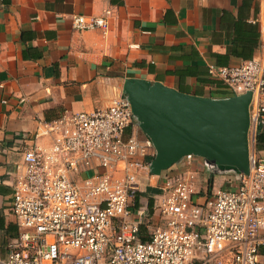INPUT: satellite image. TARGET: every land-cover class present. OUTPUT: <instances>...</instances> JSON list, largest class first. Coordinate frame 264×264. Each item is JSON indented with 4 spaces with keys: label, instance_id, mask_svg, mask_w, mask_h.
<instances>
[{
    "label": "built area",
    "instance_id": "obj_1",
    "mask_svg": "<svg viewBox=\"0 0 264 264\" xmlns=\"http://www.w3.org/2000/svg\"><path fill=\"white\" fill-rule=\"evenodd\" d=\"M264 11V0H259ZM112 8L73 17L76 31L107 32ZM229 96L251 93L250 166L234 189L202 194L194 155L154 175L156 151L124 95L93 112L64 113L21 132L23 170L13 183L18 235L0 264H264V60L210 67ZM170 169L166 170L169 171ZM158 189L150 211L138 197Z\"/></svg>",
    "mask_w": 264,
    "mask_h": 264
},
{
    "label": "crops",
    "instance_id": "obj_2",
    "mask_svg": "<svg viewBox=\"0 0 264 264\" xmlns=\"http://www.w3.org/2000/svg\"><path fill=\"white\" fill-rule=\"evenodd\" d=\"M107 8L114 10L107 32L74 29V16ZM254 58L264 60L259 0H0V257L18 235L12 186L26 146L19 133L109 107L130 78L224 99L210 67ZM255 153L264 159V126ZM196 170L202 194L236 187L231 174L211 173L201 160ZM144 193L138 201L148 205Z\"/></svg>",
    "mask_w": 264,
    "mask_h": 264
},
{
    "label": "water",
    "instance_id": "obj_3",
    "mask_svg": "<svg viewBox=\"0 0 264 264\" xmlns=\"http://www.w3.org/2000/svg\"><path fill=\"white\" fill-rule=\"evenodd\" d=\"M123 91L155 147L152 174L180 165L188 155L219 174L248 173L251 93L209 99L136 78L125 80Z\"/></svg>",
    "mask_w": 264,
    "mask_h": 264
},
{
    "label": "trees",
    "instance_id": "obj_4",
    "mask_svg": "<svg viewBox=\"0 0 264 264\" xmlns=\"http://www.w3.org/2000/svg\"><path fill=\"white\" fill-rule=\"evenodd\" d=\"M258 143H259V133H258V135L256 137V149L258 148ZM148 191H149L148 192V194H149V201H148L149 204H148V207L150 208V211H151V208H152V205H153V195L156 194V193H158V189L149 187L148 188ZM260 253H261V255L264 256V245L261 247Z\"/></svg>",
    "mask_w": 264,
    "mask_h": 264
},
{
    "label": "rangeland",
    "instance_id": "obj_5",
    "mask_svg": "<svg viewBox=\"0 0 264 264\" xmlns=\"http://www.w3.org/2000/svg\"><path fill=\"white\" fill-rule=\"evenodd\" d=\"M229 97H231V96H229ZM124 98H127V95L126 94H124ZM224 98H228V96H225ZM175 173V171H173L172 169H170L169 171H165L163 174H174ZM148 188L146 189V191H145V193H144V202H145V200L148 202L149 201V194H148ZM143 205H145V204H143Z\"/></svg>",
    "mask_w": 264,
    "mask_h": 264
}]
</instances>
